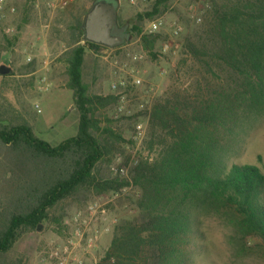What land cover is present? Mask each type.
<instances>
[{
    "label": "trees",
    "instance_id": "obj_1",
    "mask_svg": "<svg viewBox=\"0 0 264 264\" xmlns=\"http://www.w3.org/2000/svg\"><path fill=\"white\" fill-rule=\"evenodd\" d=\"M164 2L155 0L152 10L138 14L132 27L125 25L120 45L133 34L141 35L140 22L157 14ZM208 16L200 41L186 40L187 53L206 72L220 67L242 76L254 100L257 93L264 96V0L222 4L213 0ZM76 27L78 38L66 53V87L79 112L77 134L50 145L28 124L0 122L1 166L4 174L9 173L3 177L6 205L0 211V256L22 234L40 232L50 221L59 226L62 216L57 218L54 210L64 200L85 192H118L130 185L139 191L136 215L116 225L104 262L189 264L197 234L190 208L197 201L236 216V237L242 245L249 240L264 244V173L256 165L232 164L227 171L222 165L218 149L228 108L218 92L206 97L200 92L193 98L196 103L179 91L166 92L149 114L145 144L151 159L138 158L128 178L101 174L99 163L121 152L124 141L110 127H99L95 111L117 98L88 93L82 80L85 51L107 48L84 40L82 21ZM161 37L149 33L140 39L151 53ZM8 69L1 65L0 73Z\"/></svg>",
    "mask_w": 264,
    "mask_h": 264
},
{
    "label": "rangeland",
    "instance_id": "obj_2",
    "mask_svg": "<svg viewBox=\"0 0 264 264\" xmlns=\"http://www.w3.org/2000/svg\"><path fill=\"white\" fill-rule=\"evenodd\" d=\"M11 1L16 12L0 24V66L9 67L6 73H0V122L28 124L36 137L56 145L77 134L79 112L72 91L66 87V53L78 38L77 23H83L85 13L94 0H67L66 5L56 7H49L47 2L56 4L58 0ZM212 1L166 0L157 14L141 21V35L149 34L148 24L151 20L162 17L165 22L157 32L162 37L151 53L143 47L141 35L135 34L118 47L86 49L82 80L88 93L101 96L112 94L109 88L110 64L103 56L116 53L120 47L143 55L142 60L134 66L139 70L144 86L151 85L155 89L152 99L146 96L143 87L137 89L136 95L128 97L130 101L125 105L128 115L115 116L117 102L95 111L100 121L99 127H110L124 141L121 152L113 153L99 163L102 175L118 176L113 174L110 167L123 164L126 174L119 177L128 178L134 161L144 155L139 153V148L148 151L145 143L152 106L172 90L190 96L195 103L193 98L200 92L205 97L218 92L228 108L218 149L222 165L226 171L232 164L256 165L264 173V96L257 93L258 99L254 100L252 94L246 91L248 87L244 85L242 76L229 69L219 67L214 73L206 72L184 48L189 38L200 41ZM215 1L222 4L227 0ZM154 2L115 0L117 22L127 28L132 27L137 15L151 11ZM173 23L181 27L176 36L172 35ZM6 27L13 31L4 32ZM164 45H167L166 49ZM140 103L144 105L142 108ZM138 122L145 127L140 146L134 139ZM96 135L100 136L101 133L98 131ZM3 161L0 143V211L6 205L3 177L9 175L7 172L4 174ZM138 197V189L130 185L118 192L102 195L85 192L77 198L66 199L54 210L57 218L62 216L59 226L50 221L40 232L22 234L10 250L0 256V264H50L40 261L43 249L63 243L68 232L65 223H69L77 211L95 200L109 204L106 220L101 225L102 229L108 227V231L101 234L92 250L79 252V255L83 264H110L104 262L103 258L113 230L123 219L136 215L134 205ZM190 211L197 234L193 238L189 264H264V244L258 240H249L245 245L239 243L236 237L237 218L231 212L199 201L191 206ZM114 218L115 223L112 222Z\"/></svg>",
    "mask_w": 264,
    "mask_h": 264
},
{
    "label": "built area",
    "instance_id": "obj_3",
    "mask_svg": "<svg viewBox=\"0 0 264 264\" xmlns=\"http://www.w3.org/2000/svg\"><path fill=\"white\" fill-rule=\"evenodd\" d=\"M67 0H58L56 4L47 2L49 7L64 6ZM16 12V7L11 0H0V24H2L9 16ZM198 20V19H197ZM165 22L162 17H157L151 20L148 24L149 33H157L164 26ZM172 35H178L181 27L175 23L171 25ZM13 31L12 28L6 27L4 32ZM167 48V45H164ZM116 53H108L103 56L110 64V84L109 88L112 94L117 98L116 115H128L125 112V105L129 103L128 97L136 95L137 89L143 87V91L147 97L152 99L154 97V87L144 86V81L139 75V70L135 68V64L140 62L143 55L140 53H132L127 48H117ZM140 108L144 106L140 103ZM38 108V105H36ZM144 126L141 122L135 125L136 135L134 139L138 146L144 137ZM139 148V147H138ZM139 153L144 158L151 159L152 154L144 152L139 148ZM119 160V157L117 158ZM137 159L134 161V163ZM114 175L124 176L126 168L123 164H117L110 167ZM108 203L100 201H92L88 203L84 209L77 211L71 218V221L66 224L68 232L64 238L63 243L49 245L41 252L40 261L42 263L49 262L50 264H83V260L79 252L87 253L92 250L101 234L108 231V227L101 228L102 223L106 220L108 210ZM113 223L116 222L114 218Z\"/></svg>",
    "mask_w": 264,
    "mask_h": 264
},
{
    "label": "water",
    "instance_id": "obj_4",
    "mask_svg": "<svg viewBox=\"0 0 264 264\" xmlns=\"http://www.w3.org/2000/svg\"><path fill=\"white\" fill-rule=\"evenodd\" d=\"M116 23L115 1L95 0L83 19V38L90 43L114 48L124 40L123 36L114 33Z\"/></svg>",
    "mask_w": 264,
    "mask_h": 264
},
{
    "label": "flooded vegetation",
    "instance_id": "obj_5",
    "mask_svg": "<svg viewBox=\"0 0 264 264\" xmlns=\"http://www.w3.org/2000/svg\"><path fill=\"white\" fill-rule=\"evenodd\" d=\"M110 1H115V0H110ZM126 31V26L125 25H121L118 22L116 23V26L114 28V33L123 36V34Z\"/></svg>",
    "mask_w": 264,
    "mask_h": 264
}]
</instances>
